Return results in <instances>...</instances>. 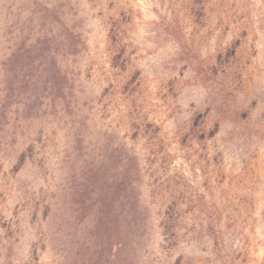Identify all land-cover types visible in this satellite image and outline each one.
I'll use <instances>...</instances> for the list:
<instances>
[{
    "label": "rangeland",
    "instance_id": "374dc122",
    "mask_svg": "<svg viewBox=\"0 0 264 264\" xmlns=\"http://www.w3.org/2000/svg\"><path fill=\"white\" fill-rule=\"evenodd\" d=\"M124 169L136 264H264V0H0V264H84Z\"/></svg>",
    "mask_w": 264,
    "mask_h": 264
},
{
    "label": "trees",
    "instance_id": "16d2710c",
    "mask_svg": "<svg viewBox=\"0 0 264 264\" xmlns=\"http://www.w3.org/2000/svg\"><path fill=\"white\" fill-rule=\"evenodd\" d=\"M66 38V43L64 44L69 45L71 51L72 48H75V38L71 34ZM48 52L49 48L46 50V53ZM42 83L46 90L52 89L57 92L58 99L64 97L67 91L70 90L67 73H63L61 68L58 67L57 62H55L53 70L45 77ZM24 156L26 155L24 154ZM89 174L91 176L89 177L88 188L85 192L86 198L82 202V205H85L84 207L86 208L88 204L93 203L90 202L91 197H95L96 202L94 203H101L94 218L95 224L92 225V236L96 237V239H91L92 241L83 244L80 249L83 252L82 248L84 246L88 250L92 248L90 250L92 255H90L89 259L87 254L83 256V263L136 264L135 260L137 256L135 255L136 251L134 248H137V245L135 244L136 237L132 225L139 219L140 207L135 201L133 194L134 182L132 170L124 169L122 173H118L113 178H107L109 189L100 194H96L95 186L98 182L96 172L90 170ZM89 206L92 208L93 205ZM71 252L72 250L66 255V264L70 263V256L74 255ZM76 258L80 262L79 253Z\"/></svg>",
    "mask_w": 264,
    "mask_h": 264
}]
</instances>
